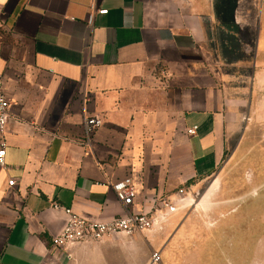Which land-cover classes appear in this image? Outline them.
Wrapping results in <instances>:
<instances>
[{
	"label": "crops",
	"instance_id": "1",
	"mask_svg": "<svg viewBox=\"0 0 264 264\" xmlns=\"http://www.w3.org/2000/svg\"><path fill=\"white\" fill-rule=\"evenodd\" d=\"M94 9L90 0H0V79L11 104L0 264H46L55 255L51 241L67 217L54 204L111 221L149 214L202 185L225 159L235 108L244 105L234 82L245 73L227 69L243 28L256 29L254 51L264 58V0H96ZM263 65L254 62L253 89L264 84ZM92 117L103 126L85 144ZM124 178L137 192L128 210L111 190ZM188 210L147 239L104 240L80 262L149 264L154 250L160 264H245L228 241L235 226L225 213ZM192 244L198 257L183 259L182 246Z\"/></svg>",
	"mask_w": 264,
	"mask_h": 264
},
{
	"label": "rangeland",
	"instance_id": "2",
	"mask_svg": "<svg viewBox=\"0 0 264 264\" xmlns=\"http://www.w3.org/2000/svg\"><path fill=\"white\" fill-rule=\"evenodd\" d=\"M246 29L240 31L241 42L245 39ZM255 31V28H250L248 44H233L235 55L227 60L228 70L238 72L241 69L245 73L243 79L237 77L234 82V85L242 87L240 98L244 105L235 108L239 116H235L238 119L234 123L232 144L222 164L209 179L195 189L187 185L190 191L186 197L193 201V207L183 214L187 216L197 209L225 213L224 217L235 226L232 231L227 228L228 241L236 248L235 258L241 256L250 264H258L255 262L257 259L264 261V84L260 89H253L251 80L254 62L264 63V58H258L255 54ZM216 181L219 188L209 194L210 187ZM150 233L139 235L147 239L145 236ZM120 238L112 240L118 241ZM98 243L101 242L80 246L78 253L53 248L55 255L46 264H81L80 260L92 257L95 251L90 247ZM194 248V244L189 248L183 245L181 257L188 260L198 257ZM153 252L150 250L149 264Z\"/></svg>",
	"mask_w": 264,
	"mask_h": 264
},
{
	"label": "built area",
	"instance_id": "3",
	"mask_svg": "<svg viewBox=\"0 0 264 264\" xmlns=\"http://www.w3.org/2000/svg\"><path fill=\"white\" fill-rule=\"evenodd\" d=\"M91 1V10L94 11V2ZM99 15H107L108 10H99ZM95 13L92 12L88 19V26H92ZM10 102L3 93V82L0 79V167H6V131L10 121ZM103 126L102 120L99 118H88L84 122L85 144L90 142L91 136ZM195 129L188 130V135L195 134ZM14 181H10L9 185L13 186ZM111 190L115 194L117 201L128 210L137 197L136 188L131 178H124L111 186ZM185 190L178 192L179 199L171 201L165 199L160 207H155L149 214H135L127 212L123 217L116 218L111 221H88L74 213L71 208H64L58 204L53 205L56 211H63L67 217L66 223L60 234L52 238V248L59 251H66L70 247L102 242L116 237H132L136 234L151 232L158 228V225L168 217L173 216L181 208L191 206L188 197H185ZM160 252H153L151 256V264H160Z\"/></svg>",
	"mask_w": 264,
	"mask_h": 264
},
{
	"label": "water",
	"instance_id": "4",
	"mask_svg": "<svg viewBox=\"0 0 264 264\" xmlns=\"http://www.w3.org/2000/svg\"><path fill=\"white\" fill-rule=\"evenodd\" d=\"M188 200H189V199H188ZM189 203H191V206H189V207H187V208L190 209L191 207H193V201L189 200ZM196 207H197V206H196ZM169 218H170V217H169ZM169 218H167V219L169 220ZM167 219L164 220V221H162V223H161L160 225H158V227H162V224L168 221ZM255 262H257L258 264H261V263L264 264V261H261V260H258V259H257ZM245 264H250V263H249V261L247 260V261H245Z\"/></svg>",
	"mask_w": 264,
	"mask_h": 264
},
{
	"label": "bare ground",
	"instance_id": "5",
	"mask_svg": "<svg viewBox=\"0 0 264 264\" xmlns=\"http://www.w3.org/2000/svg\"><path fill=\"white\" fill-rule=\"evenodd\" d=\"M219 188V183L216 181L215 183H213V185L210 187L209 189V194H211V192L216 191Z\"/></svg>",
	"mask_w": 264,
	"mask_h": 264
},
{
	"label": "flooded vegetation",
	"instance_id": "6",
	"mask_svg": "<svg viewBox=\"0 0 264 264\" xmlns=\"http://www.w3.org/2000/svg\"><path fill=\"white\" fill-rule=\"evenodd\" d=\"M247 31L245 32V36H244V34H243V36L245 37V39H243V41H247V39L250 37V33H249V31H250V28H248L247 27V29H246ZM241 34V33H240Z\"/></svg>",
	"mask_w": 264,
	"mask_h": 264
}]
</instances>
